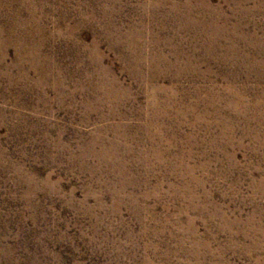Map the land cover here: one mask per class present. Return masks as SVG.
Wrapping results in <instances>:
<instances>
[{
  "label": "rangeland",
  "instance_id": "374dc122",
  "mask_svg": "<svg viewBox=\"0 0 264 264\" xmlns=\"http://www.w3.org/2000/svg\"><path fill=\"white\" fill-rule=\"evenodd\" d=\"M0 264H264V0H0Z\"/></svg>",
  "mask_w": 264,
  "mask_h": 264
}]
</instances>
